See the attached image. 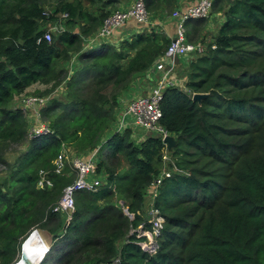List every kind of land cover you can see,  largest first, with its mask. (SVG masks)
Segmentation results:
<instances>
[{"label": "trees", "instance_id": "1", "mask_svg": "<svg viewBox=\"0 0 264 264\" xmlns=\"http://www.w3.org/2000/svg\"><path fill=\"white\" fill-rule=\"evenodd\" d=\"M86 1L96 9L83 0H61L51 13L44 0H0V146L25 140L23 113L10 109L14 97L46 85L56 63L70 60L82 38L97 32L118 3ZM144 2L147 12L160 18V6L172 9L176 0ZM212 13H221L222 23L211 42L202 54L180 62L186 65L180 78L185 90L167 88L160 104V126L176 144L166 163L171 175L152 203L164 219L156 251L141 250L146 239L136 230L151 228L145 190L163 170L165 146L160 137L148 136L138 147L130 129L101 142L117 120L116 98L109 104L80 94L91 83L117 85L145 75L171 42L151 29L122 40L118 49L104 44L81 50L64 100L45 108L53 133L29 141L0 180V264H15L35 229H47L56 243L41 264L50 259L54 264H264V0H214ZM208 19L188 21L186 27L196 30ZM64 21L51 42L43 39L50 26ZM191 35L186 32L189 42ZM194 94L207 97L193 102ZM62 144L80 156L99 148L97 173L106 175L96 192L75 194L68 224L65 215L52 212L75 179L69 167L62 175L53 172ZM105 149L112 158L123 156L125 173L105 164ZM0 162L5 163L1 156ZM40 170L49 171L51 188H36Z\"/></svg>", "mask_w": 264, "mask_h": 264}, {"label": "built area", "instance_id": "2", "mask_svg": "<svg viewBox=\"0 0 264 264\" xmlns=\"http://www.w3.org/2000/svg\"><path fill=\"white\" fill-rule=\"evenodd\" d=\"M214 0H194L181 9L175 10L171 17L175 21V34L171 39L163 56L158 58L156 62L147 70L145 76L147 85L141 93H134L135 97L129 101H121L120 112L116 120L115 132H123L126 129L131 131V141L136 146L148 136H158L161 138L165 149L163 152V165L170 161L167 145L164 140L171 136L164 128L160 126L161 108L160 104L163 93L167 88L182 87L183 82L178 78L176 72L181 63H187L196 55L202 54L205 47L200 42H189L186 38V24L191 20L207 19L212 10ZM67 15H62L66 18ZM149 13L146 10L144 0H134L133 3L124 8L118 9L110 14L102 26L94 35L85 38L93 48L102 45L103 42L109 41L121 28H124L129 21H134L139 25L150 24ZM63 30L62 25H52L48 32L43 35V39L48 43L51 42L52 34ZM95 46V47H94ZM64 90V87L62 88ZM185 89V87H182ZM53 100L51 96H29L26 97L19 110L33 118V123L27 130L29 141L41 136L53 133L51 127L41 121V110L50 104ZM130 116L133 120L126 122V118ZM28 122V121H27ZM99 148L93 150L87 156L75 155L69 152L68 147L62 144L60 153L53 160V172L62 175L66 167H69L75 175V179L71 184L63 189L62 195L52 209L53 213H59L71 219L75 209L74 196L77 192H96L100 186L104 185L103 179L97 173L96 159ZM49 171L40 170L38 172L37 189L51 188L52 181L48 177ZM170 171L163 169L161 173L154 178L145 190V194L151 200L149 208L146 209L147 223L151 225L150 230L145 231L143 225L136 230L137 237H145L147 241L139 243L142 251L153 253L157 249L156 238L159 237L164 225V219L161 217L159 210L153 208L152 203L157 194L158 188L163 179L169 178ZM130 216L129 214H127ZM131 217V216H130ZM116 260L113 264H117Z\"/></svg>", "mask_w": 264, "mask_h": 264}, {"label": "rangeland", "instance_id": "3", "mask_svg": "<svg viewBox=\"0 0 264 264\" xmlns=\"http://www.w3.org/2000/svg\"><path fill=\"white\" fill-rule=\"evenodd\" d=\"M61 0H44L45 2V9H47V11H50L51 13H54V9L57 8L58 4L60 3ZM68 1H72V0H68ZM83 2L87 5L88 8H90L91 11L95 10L96 8L94 6H88L87 1L83 0ZM133 2V0H132ZM116 9H118V6L114 7V9L111 11H115ZM154 10V9H152ZM166 11V13H169L172 15L171 9L166 10V9H162L161 11ZM150 10L148 9V12ZM153 12V11H152ZM160 13V12H159ZM48 14V13H47ZM217 14V13H216ZM216 14L212 13V15L210 14L209 17H211L212 23H211V28L212 29V33H208L206 31V25L207 22L205 23L204 26L198 27L196 30L191 29V39L192 42L197 43L200 42L202 45L208 46L209 43L211 42L213 35L216 34L217 29L219 28V26L222 23V14L220 16H218L216 18ZM215 16V17H214ZM149 21L151 20L152 14L149 13ZM208 21V20H207ZM221 21V22H220ZM64 22H62V26L64 27ZM220 23V24H219ZM218 27V28H216ZM75 31H78V28H74ZM59 32V31H58ZM201 32H204L206 35L202 36L200 35ZM96 33V32H95ZM94 35V34H92ZM86 37L82 38L81 44L79 45L78 49H74L72 52L78 51L77 53H72L71 54V59L66 61V60H60L56 63V70H54V74L50 77V79L46 82V85H42V84H36L34 85V87H30L28 88L26 91H24L22 94L17 95L14 97L11 105H10V109L12 110H19V108L21 107V103L22 101L29 96H34L36 94L39 93H43V92H47L49 93L45 94V95H36V96H51V98H53V100H64L65 96V90H63L62 88L64 86H66V83L69 81L70 77L72 75L75 74L76 70L79 68L78 66H80V52L81 50L86 51V50H96L99 47H95L93 48L88 42L85 41ZM112 40V38L109 41H105L102 43V46L104 44H109V45H113L112 43H109ZM114 48V47H113ZM116 49V48H115ZM89 64H91V62H88ZM82 65H84V63L82 62ZM82 67V66H81ZM186 65L184 64H179L178 66V70L176 72L178 78H181V75H183V73H185V69ZM141 76V75H140ZM139 76V77H140ZM134 77V79H128L126 82L122 83V84H117V85H113L112 83H91L87 86H85L84 90L80 93L81 95L85 96V97H90L93 100L96 101H101V100H107L108 103L110 104L111 101H113V97H115V104L112 105V114H114V118L116 116H118L120 109L122 107L119 106L121 101H126V100H130L133 97H135L136 95L134 93H141V91L143 90V88L147 85V79L146 76L143 75L140 78ZM89 80V79H88ZM87 83V81H86ZM96 84H100L98 86H96ZM75 90V89H74ZM135 95V96H134ZM118 102V103H117ZM127 102V101H126ZM41 121H43L44 123H47L50 126V122L51 119L47 118L45 116V110H41ZM54 118V116H52ZM23 118L25 120V131H26V136H25V140L24 142L20 143V144H13V143H6L0 146V156L3 158L5 163H1L0 162V180H3L4 178H6L8 176L9 172V168H7V166H14L15 162L17 161V159L26 152L27 149V143L29 142V138L27 137V130L29 132V128L33 123V118L31 116H29L28 114H24L23 113ZM116 120V119H115ZM113 121L108 130L105 132V134H103L102 136V140L101 142H104V140H106L107 138L110 137L111 134H113L116 130V121ZM133 119L128 116L126 118V122H131ZM28 121V122H27ZM102 159H104L105 164H107V166H109L111 169H113L115 171V173L117 174H123L126 172L127 170V164L123 158V156L121 155H117L116 157L112 158L108 155V151L105 149V154L103 155ZM169 161H167L166 163H168ZM99 164V159H96V165L98 166ZM163 169H166V166L163 165ZM101 178L103 179V183L106 180V175H100ZM117 202V204L120 207L124 206V202L122 200H120L118 197H113V202ZM147 205H149V199H145V207L147 209ZM123 212L125 214V216H128L126 209H123ZM66 218V223L68 224L69 222V218L67 216H64ZM129 218H131L130 216H128ZM37 231V232H34ZM132 232V230L129 231L128 236L130 235V233ZM39 234V236H38ZM30 239L27 242L25 248L27 250V253L29 251H34L35 256L44 253V249L42 248L43 243H44V247L45 249L48 248H54L56 243L55 240L53 238V235L50 233V231L46 230H33L30 234ZM33 238V239H32ZM32 239V240H31ZM38 240L42 241L43 243H40ZM147 241V240H146ZM29 245V246H28ZM47 246V247H46ZM40 256V257H41ZM20 257V256H19ZM19 260V259H18ZM17 260V261H18ZM16 261V262H17ZM55 260L54 259H50L48 261V264H54Z\"/></svg>", "mask_w": 264, "mask_h": 264}, {"label": "crops", "instance_id": "4", "mask_svg": "<svg viewBox=\"0 0 264 264\" xmlns=\"http://www.w3.org/2000/svg\"><path fill=\"white\" fill-rule=\"evenodd\" d=\"M192 1H194V0H176L175 6H174V8L171 9V12L173 13L175 10L185 7L187 4H189ZM132 3H133L132 0H118L117 6H118V8L124 9V8L130 6ZM160 8H161L160 13L156 14V16L157 17L160 16V18L151 17L150 24L142 26V25L135 23L134 21H129L124 28H121L118 31H116L114 36L112 37V40L109 42V43L113 44L111 46H114L115 48L118 49L119 43L122 40L128 39V38L132 37L133 35L140 33L144 30L151 31V29H153L154 32L161 34V35H164L167 39L171 40L175 34V21L172 19L171 14L166 13L165 10L161 11L162 9L165 8V5H161ZM220 15H221L220 13H217L216 18ZM211 17H209L208 21L206 20V22H207L206 31L208 33H212V29H214V28H211V26H210L212 23V21H210ZM216 28H218V27H216ZM186 31L190 32V26L186 27ZM200 35L202 37L206 34L204 32H201ZM31 87H34V85Z\"/></svg>", "mask_w": 264, "mask_h": 264}, {"label": "water", "instance_id": "5", "mask_svg": "<svg viewBox=\"0 0 264 264\" xmlns=\"http://www.w3.org/2000/svg\"><path fill=\"white\" fill-rule=\"evenodd\" d=\"M207 97L206 94H194L192 97V101L193 102H199L203 99H205ZM164 143L167 145V150L170 153L172 151V149L174 148L176 141L173 137H167L164 140ZM37 232V231H34ZM39 236V234H38ZM29 237H27L23 243L21 244V248H20V257L19 260L15 263V264H41L42 262V258L43 256H45V254L48 252V248L44 249V253L42 254V256L38 259V260H32L29 257H27V250L25 248L26 243L28 242Z\"/></svg>", "mask_w": 264, "mask_h": 264}, {"label": "bare ground", "instance_id": "6", "mask_svg": "<svg viewBox=\"0 0 264 264\" xmlns=\"http://www.w3.org/2000/svg\"><path fill=\"white\" fill-rule=\"evenodd\" d=\"M29 239H30V237H29ZM32 239H33V238H32ZM32 239H31V240H32ZM28 241H29V240H28ZM38 241H39L40 243H43V242L40 241V240H38ZM26 244H27V243H26ZM25 246H26V245H25ZM28 246H29V245H28ZM46 247H47V246H46ZM42 248L45 249V247H44V243H43ZM34 251H35V250H34ZM34 251H29L28 254H27V257H29V258L32 259L33 261H34V260H38V259L40 258V256H41V254L35 256ZM46 254H47V253H46ZM46 254H45V255H46ZM44 257H45V256H43L42 261H43Z\"/></svg>", "mask_w": 264, "mask_h": 264}, {"label": "clouds", "instance_id": "7", "mask_svg": "<svg viewBox=\"0 0 264 264\" xmlns=\"http://www.w3.org/2000/svg\"><path fill=\"white\" fill-rule=\"evenodd\" d=\"M185 90V89H184ZM169 137H173V136H169ZM174 138V137H173Z\"/></svg>", "mask_w": 264, "mask_h": 264}]
</instances>
